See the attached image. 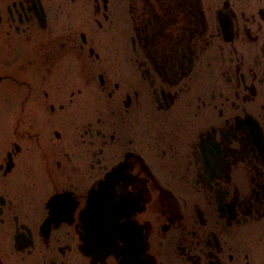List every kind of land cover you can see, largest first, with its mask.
<instances>
[{
  "label": "flooded vegetation",
  "instance_id": "flooded-vegetation-1",
  "mask_svg": "<svg viewBox=\"0 0 264 264\" xmlns=\"http://www.w3.org/2000/svg\"><path fill=\"white\" fill-rule=\"evenodd\" d=\"M0 264H264V0H0Z\"/></svg>",
  "mask_w": 264,
  "mask_h": 264
}]
</instances>
